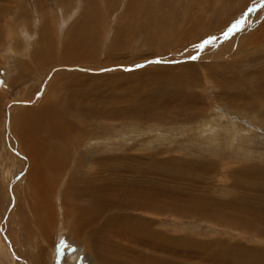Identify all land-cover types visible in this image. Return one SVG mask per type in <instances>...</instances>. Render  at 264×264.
<instances>
[{
	"label": "rangeland",
	"instance_id": "obj_1",
	"mask_svg": "<svg viewBox=\"0 0 264 264\" xmlns=\"http://www.w3.org/2000/svg\"><path fill=\"white\" fill-rule=\"evenodd\" d=\"M224 1L0 0V211L9 201V185L26 190L23 159L12 148L22 152L9 139L11 113L38 108L46 96L56 93V99L70 97V120L84 130L74 160L84 153L93 155V160L86 157L84 170L91 169V178L94 171L102 176L99 186L111 182L117 188L139 187L138 178L147 186L153 176L160 179L164 174L167 178L172 169L176 173L162 183L168 185L171 197L179 199L176 208L180 216L161 215L167 236L208 242L211 249L217 248L214 252L235 248L239 251L236 258L245 264L264 260V0ZM223 9L226 16L220 25ZM92 10H99L95 24L99 30L95 28L92 45L95 54H81L85 63H63L64 43ZM148 14L153 17H145ZM44 36L56 53L49 67V53L40 54L44 56L41 66L32 61ZM115 37L119 41L113 46ZM193 67L196 73L189 71ZM97 69L100 71L92 72ZM160 70L169 75L156 78L153 74ZM94 73L98 77H89ZM160 99L164 101L156 103ZM90 108L98 113L96 120L90 118ZM75 136L71 138H78V144ZM104 166L110 167L107 172ZM132 166L141 167L142 175ZM69 176L68 170L54 196L59 213L57 230L50 227L51 208L46 210V225L53 229L46 262L95 264L87 234L75 226L68 236L59 237L65 218L60 214L65 205L61 190L69 204L71 196L64 187ZM20 195L16 192L21 201ZM218 201L230 208L224 204L216 222L196 215L199 209L195 204ZM21 209L25 210L23 205L16 206L9 230L16 235L19 244L16 242L15 248L23 258L8 242L4 246L0 235V264H17L20 259V264L39 263L27 255L30 249L21 240L26 235L16 223ZM188 209L193 211L188 213ZM128 219L131 221L126 212L122 220L127 224ZM111 235L114 250L121 245L126 249L121 256L128 260L120 264H132L130 257L145 251L124 231ZM229 260L224 257V264H233Z\"/></svg>",
	"mask_w": 264,
	"mask_h": 264
},
{
	"label": "bare ground",
	"instance_id": "obj_2",
	"mask_svg": "<svg viewBox=\"0 0 264 264\" xmlns=\"http://www.w3.org/2000/svg\"><path fill=\"white\" fill-rule=\"evenodd\" d=\"M260 3L262 2L260 1ZM225 10L220 13V17L218 18L220 19V21L218 22V24L220 25L223 21V18L226 16ZM97 11L99 10H92L88 18L84 20L80 26L77 25L73 29L72 35L64 43V54H62L63 56H61V61L63 63H85L84 60H82L84 57L81 54L85 56L89 54L90 56V51L92 53L94 52V47H92V45L96 41L95 31L96 29L99 30V28L96 27L97 25H95L99 22V19H97ZM150 16L153 17V14H148L145 17L149 18ZM195 19L198 18L196 17ZM204 19L206 18H203V21H205ZM206 23H208V21ZM156 27L158 28V26ZM262 31L264 32V26L262 28ZM206 35L207 34H203L204 38L209 37ZM116 41H119L117 37H115V40L111 42V45L115 46L117 44ZM75 47L81 51L79 52V50H75ZM54 52V46L51 45V42H49L48 38L45 37L41 49L36 53L32 61L35 60L37 64L41 66V59L44 58V56L41 58L40 54L49 53V57L46 58L49 62V67L51 65L50 62L54 61L56 55V53ZM93 54H95V52ZM260 57H262V55ZM207 67L214 68L213 65H209ZM190 69L189 71H192L193 73L195 72V67H193L192 70ZM78 70H80V68ZM91 70H89V68H86V71ZM96 71L100 70L97 69L92 72ZM164 73L165 72L161 73L160 70V72L155 71L153 75H155L156 78H158V76L160 77L161 75H169V73ZM89 77L98 76L94 73L92 75H89ZM99 77L103 78L102 76ZM75 81H77V79ZM53 85L55 86V84ZM59 91L61 93L60 87ZM55 94L50 93L48 96H46L43 102L41 101V106L38 108L31 107L34 109H30L29 106H27L29 110H25V112L11 113L10 130L12 131V133L9 135V139L11 137L14 140L16 147L22 152L20 153L16 149L12 148V151L23 159L22 161H20V163L23 166V170H25L23 180L26 183V190L25 192H23L18 187H11L10 185L8 186V193L10 191L8 195L9 201L0 211V214H3V217L2 214L0 216V220L2 222L0 226H3L2 228L0 227V235L1 241L3 242L2 244L4 246L8 242V245L13 249L15 248V243L18 242V240L15 239L16 235H13V232L9 230V223L12 218L16 216H14V212H16V206L18 208L20 205H23L25 210H19L20 216L17 215L19 216V221H17L16 223L21 226L19 227V232L21 234L22 232H24V230L26 231V235H24L21 240L26 241V246L30 249V251H28L27 253L28 249L24 250L26 251L27 255L31 257V259L39 261L38 264H47V255L49 249L51 250L50 244L52 242L51 231L53 229L57 230V225L59 222L57 221L59 213H57V210L55 208L54 196L60 190L61 183L68 175L69 170L70 176L64 187L66 188V190H68L69 197H71L70 203L66 204L68 201L67 194L64 189L61 190L60 199L63 200L62 203L65 205L62 208L63 213L60 214L65 218L63 219L64 228L59 229L60 231L63 230L59 233V237L62 238V236L65 234L68 236L71 231L75 230L76 226L78 230L83 231V233L87 234L88 238H90L94 259L99 262V264H120L128 260L122 258L121 256V254H124L123 252L126 251L125 248H122L123 245H118L120 247L117 250H114V245L111 244V241L113 240L111 238V234L117 235L122 231L125 232V235L135 237V239L137 240V244L145 249L144 252H138V258H134V256L133 258L130 257V261L132 262V264H224V257L230 258L231 260H229V262L232 261L233 264L246 263L236 258V254L239 251L235 248H231L230 250L227 248H220L217 250V252H214L213 250H215L216 247L214 249L212 248V250L210 248V245H208V242L206 244L205 242L203 244H200L198 243L199 240L195 241L190 236L189 239L180 237L178 239L177 236L174 238L170 237L169 235L167 236L168 230L162 228L163 219H161V215H163L164 213H171L172 215H174V217L180 216V213H178L179 211L177 212L176 208L180 201L178 198L171 197L170 192L167 193L168 185L162 182H168V178H170V176H173L176 171L172 169L171 171L169 170L170 174L166 176L167 178H165L164 174H160V179H155V176H153V182H144L147 186H144L139 178V187L117 188L115 184H110L111 182H104L101 186H99V183L102 182V176L97 175V172L94 171L93 174H91V178L89 177V171L91 169L87 171L84 170V166H86L87 164L85 160L86 157L88 156L90 160H93V155L90 154L89 156L87 155L88 153H84L74 160L75 152L82 146L81 140L83 138L82 135L84 134V130L79 125L77 126V123L74 120H70V97L68 98L67 96L62 95V99H56ZM0 95H2V93H0ZM162 100L163 99H160L158 102L156 101V103H162L164 101ZM36 102H38V100H35V103ZM25 104L27 103L25 102ZM85 107L87 108L86 105ZM92 108L87 109L88 114L90 115L91 119L96 120V118H98L99 116L97 115L98 113L93 112ZM133 112L136 113V110H134ZM79 115L82 117V113H79ZM79 127L81 129H79ZM89 131L90 130H88V134H90ZM74 134H76L75 138L79 137L78 144V138L75 140L71 138V136ZM9 156L13 159L12 162H14V157L11 155ZM110 158L112 159L113 157ZM97 160L98 159H95L94 162L99 163ZM105 160L107 161V158ZM10 168L11 166L8 167V169ZM13 168H17L16 163L14 167L12 166V169ZM109 168L110 167H105V171L107 172ZM132 168L134 169V171L137 169L136 172L142 175L143 169L141 167L135 168V166H132ZM16 192L22 195H20V198L22 199L21 201L16 198ZM224 204L225 202L222 201H218V203L214 202L212 205L211 203L208 204L205 202H199L198 204H195L196 210L198 211L199 209L196 215H198L199 217L201 214L205 221L213 220L216 222L218 220V217H220V210L226 205ZM228 206L229 205H226V209L230 208ZM48 208H51V219L49 220L50 222L47 221L48 213H46V210ZM188 211V213H190L193 210L188 209ZM126 212L130 214L131 219V221L129 219L126 220L128 221V223L126 222L128 225L124 223V220H122L125 219ZM187 215L190 214H186V216ZM204 215H209L210 217H206ZM215 216L217 217L214 218ZM48 222L50 223V227H52L53 229H50L49 226L46 225V223ZM121 222L123 224H119ZM115 225L117 229L115 228ZM158 227H160V229H158ZM46 229H48L49 232H46ZM172 231L174 230L172 229ZM209 243L211 244V242ZM15 249L17 254H20V250H18L17 248ZM226 250L229 251L227 252ZM90 255L92 257V252L90 253ZM19 257L23 258V253L20 254ZM258 260L262 261V263L260 261L258 263L255 261H253V263L251 261L248 263L264 264V260ZM96 261H94L95 264H97ZM20 263H22L21 259L17 264Z\"/></svg>",
	"mask_w": 264,
	"mask_h": 264
},
{
	"label": "snow or ice",
	"instance_id": "obj_3",
	"mask_svg": "<svg viewBox=\"0 0 264 264\" xmlns=\"http://www.w3.org/2000/svg\"><path fill=\"white\" fill-rule=\"evenodd\" d=\"M229 32H231V29L229 30ZM228 34L226 33V36H227ZM197 57H192V59H196ZM61 244H63V241H61Z\"/></svg>",
	"mask_w": 264,
	"mask_h": 264
}]
</instances>
